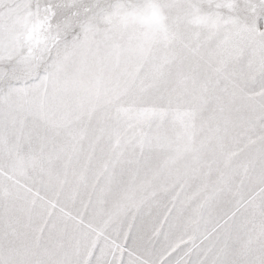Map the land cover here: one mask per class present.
<instances>
[{
    "label": "snow or ice",
    "instance_id": "1",
    "mask_svg": "<svg viewBox=\"0 0 264 264\" xmlns=\"http://www.w3.org/2000/svg\"><path fill=\"white\" fill-rule=\"evenodd\" d=\"M0 264H264V0H0Z\"/></svg>",
    "mask_w": 264,
    "mask_h": 264
}]
</instances>
